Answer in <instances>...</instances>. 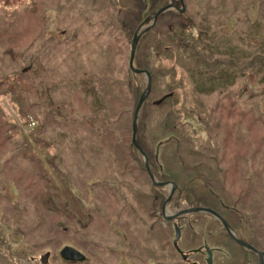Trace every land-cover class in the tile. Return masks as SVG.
I'll return each mask as SVG.
<instances>
[{"label":"rangeland","instance_id":"1","mask_svg":"<svg viewBox=\"0 0 264 264\" xmlns=\"http://www.w3.org/2000/svg\"><path fill=\"white\" fill-rule=\"evenodd\" d=\"M59 1L62 3L61 5ZM26 3L32 6L38 4L37 9L33 12H28L29 7L27 5L19 6L18 9L20 10V14L15 21H13V17H10L9 21H7L4 15L0 13V51L8 54L3 57L7 60H12V64L17 63L20 67L24 65L30 66L27 71L28 75L31 72L30 70L38 72L48 67L50 64H55L54 60H50L46 61L43 67L38 62H33L30 65L31 52L36 49L32 48L31 43L38 46L42 43L44 36L50 34L54 35L55 38H69L78 32L75 29H78L79 34L81 32L85 37L79 40L76 39V41L73 42V46L68 44L64 47L65 50H68L69 46L73 50L80 47V57H76L79 65L75 62V65L79 67L76 74L73 73L70 65H60L55 67H61V71L58 73L59 77H54L57 78V82H49L50 80H45L43 79L44 77L39 78L29 75L30 78H26V82L24 83L21 82L22 86H18L27 94L28 100H33L35 102L31 109L25 110L24 106L20 105V98H18V94L15 93V89L17 88L12 91L8 90V82L5 83V85H0V264H147V259L150 261H157V258L162 256L167 257V261L175 262L173 247L168 245L167 242L164 245L165 247H162V245L160 247L161 242L157 241L156 238L151 239L153 242L146 243V239H140L139 234L136 237H126L125 233L127 229L125 219L129 213L126 212L121 221L117 217H114L116 211L119 210L118 201L121 202V204L124 202L122 194L124 195L126 192L122 184L121 186L116 185L120 180L114 178V175L118 174L119 171L115 170L114 165L99 163V165L95 166L101 169H92V174L86 172L84 175L87 177L80 179V177L77 178V174H72L69 180L68 184L79 200L78 206L81 204L86 213L91 215L87 227L84 226L85 219H82L81 213L73 205V202H77L75 199L69 202L67 201L68 197H64L61 202L66 200L69 205L64 206L62 203L56 202L57 208L47 209L43 205L41 198L46 188L45 185L37 179L33 162L28 159H18L22 150L24 153L28 148H21L18 150L17 147H20L19 143L21 141H18V146L12 145L13 142L10 141L11 139L9 138L6 144V131L9 130L6 128L7 125L5 122L8 121L10 124L16 123L18 130H16L15 133L21 136L24 135L30 141L29 134L34 131V127H36L33 117L36 118L38 114L37 123L40 129L38 135L43 137L45 141L49 140L57 146L60 145L59 147L61 149L60 151L54 146V151L52 150L50 155L47 153V156L54 159V161L59 164L58 167L60 168L70 167L71 169H69V171H73L74 174L80 172L78 167L73 168V159H79L77 156L78 153H82L86 161L88 158H91L92 164L100 159V156L104 155H107L108 159L112 155L120 158L115 165L131 159V156L126 155V153L121 156L118 151H115L111 147L106 149L104 147L105 144L101 146L96 133L84 126L88 124L92 129L96 131L100 130V132L103 129V124L97 117L93 118L96 120L93 121L94 123L88 120V118L84 119L85 116H89L90 118L93 117L92 112L94 111V107L91 108L89 102L92 100V103H94L96 93L92 90L88 80H86L84 84H79L78 74L85 79L86 75L89 73L93 76V79L96 80L98 77L97 74H100L104 67L107 72L105 74H111L112 78L118 77L122 80L120 83L121 87L118 90L111 85L106 87L110 92H107L102 87L98 88V92L102 99L101 101H109V105L112 106V108H109L110 114L107 117H110L113 121L117 119L115 123L116 129L112 125L109 126L115 129L117 136L121 135L126 139L133 137L132 113L134 112L138 99L136 101L134 99V101L131 102L132 93L129 88L131 84H129L127 78L131 76L132 82L139 80L144 83L141 91L137 93L139 98L145 91L146 76L142 72L135 73L129 66L131 41L138 30L141 31L149 27L139 36L135 48V55L141 52L142 60H145H143L144 62H138L135 60L134 56L133 65L137 69L143 68L142 70H146L151 78L152 75L155 74L158 78V72H163L162 79L165 80L163 81L164 85H160L157 90H151L150 86V91L144 101H146L147 98L152 99L160 93L171 89L170 91L173 93L169 98L165 99L164 107L159 110L152 108V114L154 116H160L164 110L167 112L174 107L179 109L181 114L179 119L185 123V127L177 130V139H181L179 138L178 132L182 131L185 135L191 136L194 139L196 143L195 147H198V151H201L202 148L199 147L197 142L207 139L208 135L211 134L210 136H212V133L210 132V134L206 135V132L202 130V122L198 119L199 113L205 114V108L208 106V101L205 100L200 90L208 92L213 86L225 85V79H221L218 74L224 71L222 66L227 64L229 59L237 61L235 64L232 63V67L230 66L229 70L237 68L235 70L242 71L243 77L239 78V80L252 86L255 91H257L256 94L253 95V101L257 110L264 112V66L254 68L249 72V68L246 64L250 63V58L247 55L254 54L256 45L253 46V44L262 43L259 41L261 36L256 35L255 40L253 38L250 39L248 23L238 25L237 31H234L229 22L228 26H226V15H228L231 20L239 17L244 18L242 15L243 13L239 10L241 6H239V4H234V6L230 8L231 11H226L221 14L223 10H220V8L222 7L223 9V6L218 7L217 5L219 3H215V0H211V4L208 0H203L202 3H200L199 0H180V2H174L173 0L167 1L166 5L171 4L174 7L169 9L179 11L180 14H178V16H181L182 20H186L184 21L186 24L187 20H189L188 27L193 33H196L194 37L191 36L190 39L188 37L190 45L188 46L187 44V47L178 43L179 38L177 41H174L172 37L171 39H173V41L169 40L162 43H160L157 38H155V41L150 39L154 37L155 34H158L155 25L156 23H160L159 20L165 19L164 16L157 17L153 21V14H148L144 19L136 20L137 27L134 32H127L125 35V30L128 28L126 19H130V16L129 12H124V7L129 8V4L124 5V0H26ZM258 5L259 3L255 1L250 4L245 2L242 3V7L244 9L246 8L245 11L247 12L248 21L255 25H261L260 28L264 32V19H262V21L258 19L260 16L258 14ZM1 6L0 10H2V12L4 9H8L3 5ZM121 7L124 13H122ZM199 10H204V12L212 14V17L206 15L204 19H199L198 17L194 22H191V13L199 12ZM221 15L224 17L219 18ZM171 16L169 20L174 21L177 19V15ZM102 18H104V23H107L110 19L111 21L116 20L118 22L122 19V23L118 24L117 22V24H115V22H113V24H111L113 28L110 29L107 27L109 31L108 34L106 30L102 32L104 23L102 25L99 23V21L103 22ZM208 24H210V26H207ZM87 26H89L90 29ZM81 27L82 30H80ZM206 27H208V30ZM61 29L68 34L60 33ZM102 41L108 50L106 52L107 57L102 58V61L106 62L105 65V62L97 64L98 58L104 53V49L101 47V45H103ZM48 44L49 40H46L39 50L44 52ZM154 44H156L158 53H153L154 48L151 47L154 46ZM164 45H167L169 48L164 47ZM27 49L28 53L25 54L24 52ZM160 49L162 50V54L160 53ZM198 49L202 50L196 51ZM204 50L214 55L206 56L203 52ZM144 51H150L151 54H154L155 59L153 61L147 60L146 58H148V56ZM260 52L262 53V58H264V50L257 51L258 54ZM117 53L122 57L121 61L119 60L118 62L114 60L115 54ZM218 53L220 55L225 54V59L218 57ZM21 54H25L27 58H21ZM149 58H151V55ZM58 59L59 57H56L55 60L57 61ZM1 61L3 64H0V78L7 75L8 69L13 70V66L5 62V59ZM172 68L174 69V75H169L170 77H168L166 69ZM166 77H168L167 84L170 83V86L166 84ZM37 82L47 84L50 90L39 88L42 85L37 86ZM88 90L91 91L90 94L87 92ZM245 93L248 92L246 91ZM49 95L53 102L46 99V96ZM177 98L180 99L179 105L173 103ZM144 101L140 106L136 119V133L139 128L138 122L142 119L141 113L144 108ZM166 102L168 103L166 104ZM169 103L173 104L169 106ZM48 110H53L57 113L55 116L59 118L58 120L65 123L53 122L48 124L47 120H51ZM119 114L121 116H119ZM52 116L54 117V114H52ZM72 116L80 120V124L82 127H85L87 131L83 133L76 132V134H64L65 131L63 128L69 131L67 127L75 129L77 125V123H68L73 120ZM210 126L212 129L213 125L210 124ZM256 128L257 129L251 134L248 140L249 142H253V136L257 134L260 135L264 132V126H257ZM152 131L153 130H148L146 135L152 133ZM158 135L159 131L157 130L151 137L156 138ZM119 141L120 139L118 142ZM182 143L186 144L187 148L191 150V146L188 143L183 141ZM244 145V140L237 139L232 151L250 154L247 151L241 150V147ZM6 146H8V151L3 153L4 149L7 148ZM13 148L14 151L10 153ZM93 148H96V150ZM229 148L228 146V150L230 151ZM168 149L172 151V153L174 151H176V153L178 152L181 158L180 161L177 160V163L174 164L181 179H183L184 173L180 171L179 167L184 165L187 169L196 165L197 163L192 162L194 159L207 163L208 167L202 164L208 176L219 168L223 169L224 172L227 171L228 174L229 171L232 173L233 170L235 175L242 172L240 167L243 163L242 160L245 157L244 155L239 156L240 159L238 160L226 156V159L221 161L219 159L220 157L216 158L207 154L205 158H200L198 152H193L190 155V160H187V156L181 154L179 148L176 149L172 147ZM44 150L47 151V148H44ZM137 150L139 153L138 157L145 164L143 154L146 155V153L144 149L142 150L140 147V149ZM159 150L161 151V148H159ZM146 157L148 159L147 155ZM84 160L81 159L83 163L81 168H86L88 166L87 163L85 164ZM148 161L154 178H151V174L148 173L147 169L140 173L136 171L134 176L137 182L134 183L137 184L140 189H143L144 192H147V188L149 189L151 186L164 187L165 200L161 202V212L167 220H174L181 215H189L191 212L180 214L176 217L173 216L183 208H187V206L177 201L179 192L177 190V183L173 180L163 181L159 179L155 173H153L152 160L150 161L148 159ZM161 161L163 163L162 158ZM153 167H156V165L154 164ZM209 168L210 170L208 171ZM100 170L103 172V175L96 174V172ZM125 170H128V167ZM63 171L65 170L63 169ZM190 173L193 172L190 171ZM64 177L65 179L69 178V176ZM89 179L94 181L93 184L88 185ZM154 180L161 184H154ZM106 181L109 184H107ZM100 184H102V186L109 185L111 187L114 185V188L117 186L118 189L116 190L115 188V191L119 196H113L108 192L98 191L97 189ZM236 184L238 185V183ZM241 185L239 186L243 189ZM233 191V193L231 189L229 191L231 196L234 195L238 198L236 195L238 190ZM253 195L255 198H258V196L264 198V189L259 187L256 194ZM168 198L169 200H167ZM125 199H129V197L126 195ZM56 200L59 201L60 199L57 198ZM132 201L133 202L128 201L130 206L133 207V205H135V209L138 208V211H140L141 205L139 201L136 200L135 197L132 198ZM135 201H138V203ZM231 202L232 200L229 205H233ZM157 204L158 203H156V205ZM241 204L242 208H248L246 202H241ZM66 207L68 208L66 209ZM240 209V206H238V212L245 214V212ZM257 211L259 212L257 221L264 224V213L260 208ZM145 212H151V210L149 211L148 207H146ZM216 214L228 224V229H225L230 237L234 241L235 239L232 234L239 238L235 223L230 220V222L227 221L219 212H216ZM174 224L178 226L177 222ZM157 227H162V225ZM160 233L163 234L161 231ZM115 234L117 238L113 237ZM164 235L167 236L166 239L174 238L171 234V229L169 231L164 230ZM98 237H100L98 240L99 242H96ZM196 240L197 244L202 242L200 238ZM177 241L180 247H178L179 251L184 252L191 246L190 243L188 246V238H178ZM248 244L255 248L254 245ZM65 245L79 248V250L86 255L87 261L90 262L81 263L76 260L63 259L59 251ZM244 248L255 254L254 264H259L258 254L249 248ZM170 250L172 254H168ZM255 250L263 253L264 264V251L256 248ZM9 252L12 254L11 257L5 255V253ZM244 255L240 256L243 257ZM42 256H45V261L41 260ZM223 260H225L223 254L215 253V264H219Z\"/></svg>","mask_w":264,"mask_h":264},{"label":"trees","instance_id":"2","mask_svg":"<svg viewBox=\"0 0 264 264\" xmlns=\"http://www.w3.org/2000/svg\"><path fill=\"white\" fill-rule=\"evenodd\" d=\"M167 1L168 0H124V5L129 4V8L124 7V12H129L130 16V19H126V21L128 22V28L125 30L124 34L126 35L127 32H134L137 27L136 20H142L145 18L146 15L148 16V14H153L157 9L166 5ZM173 1L180 2V0ZM202 1L203 0H199L200 3H202ZM208 1L210 3L211 0ZM253 1L259 3L258 14L260 16L258 19L262 21V19H264V0H215V3H219L217 5L218 7L223 6V9L222 7L220 8V10H223L221 14L225 13L226 11H231L230 8L234 6V4H239V6H241L239 10L241 11V13H243L242 15L244 18L239 17L231 20L228 15H226V26H228L229 22L234 31H237L238 25L248 23L250 31L249 38H253L255 40L256 35L261 36L259 41L262 43L253 44V46L256 45L254 49V54L247 55L250 58V63H246L249 68V72L254 68L264 66V58H262V53H257V51L264 50V32L260 28L261 25H258L257 23V25H255L248 21V17L246 15L247 12L245 11L246 8L244 9L242 7V3L245 2L250 4ZM59 4L61 5L62 3L59 1ZM1 5L8 8L4 9L3 12L2 10H0V13L4 15L6 20L9 21L10 17H13V21H15L17 20V17L20 14V10L18 9L19 6L27 5V3L26 0H0V7H2ZM27 6L29 7L28 12H33L37 9L38 4L34 6L30 4ZM124 12L122 11V13ZM170 14L173 16L177 15V19H175L174 21L169 20L170 17H172ZM178 14H180V12L177 10L175 11L174 9H169L161 13L158 18L164 16L165 19L159 20L160 23H156L155 27L158 30V34H155V36L150 39L152 41H155V38H157L160 43H162L169 40L173 41V39H171L172 37L174 38V41H177L179 38V44L185 46L188 44L189 46L190 42L188 40V37L190 39V37H194L196 33H193L188 27L189 20H187L186 24L184 22L186 20H182L181 16H178ZM191 14V16L189 15L191 22H194L195 19H197L198 17L199 19H204L206 15L212 17V14L204 12V10H199V12ZM222 17L224 16H219V18ZM102 21L103 22L99 21L100 25L104 23V18H102ZM121 21L122 19L119 22L116 20L111 21V19L108 20L107 23H104V29L102 30V32L106 30V32L109 34L107 27L111 29L113 28V25H111L113 24V22H115V24H117L118 22L119 24L122 23ZM207 26H210V24H208ZM87 27L89 28V26ZM206 28L208 30V27ZM62 29L60 33L68 34L66 31H62ZM75 30H77L78 32L69 38H55L54 35L50 34L44 36L42 43H40V45L38 46L30 42L32 44V48H36L34 51L31 52L30 65L33 62H38L43 67L46 64V61L50 60H54L55 64H50L48 65V67H45L38 72L35 70H30L31 72L29 75H33L34 77L39 78L44 77L43 79L50 80L49 82H57V78L54 77H59L58 73L61 71V67H55L65 64L70 65L71 70L74 74H76V71L79 70V67L75 65V62L79 65L76 57H80V47L76 48L75 50L71 49L70 46L68 50L64 49V47L68 44L73 46V42L76 41V39L79 40L85 37L83 33L80 32L79 34L78 29ZM80 30H82V27L80 28ZM46 40H49V44L48 47L44 50V52H42L39 49L43 46ZM101 47H103L104 53L98 58L97 64H100L101 62L104 63L105 61H102V58L107 57L106 52L108 50L105 47L104 43L103 45H101ZM164 47L169 48L167 45H164ZM151 48H154L153 53H158L156 44H154V46H152ZM201 50L202 49H198L196 51ZM144 52H146V55L148 56V58H146L147 60L153 61L155 59L154 54H151L150 51ZM203 52L206 56L214 55L206 50H204ZM24 53L27 54L28 49ZM160 53L162 54L161 49ZM25 54H21V58L26 59L27 56H25ZM5 55L8 54L6 52L0 51V64H3L1 60L5 59V62H8L10 66H13V70L8 69L7 75L0 78V85H5V83L8 82V90L12 91L17 88L15 89V93H17L18 98H20V105L24 106L25 110L31 109L35 102L33 100H28L27 94L24 93L18 87L19 85L22 86L21 82H26V78H30L27 74L28 68L30 66L24 65L23 67H20L17 63L12 64V60H7L3 57ZM150 55L151 58H149ZM224 55L225 54H217V56L221 57L222 59H225ZM56 57H59L57 61L55 60ZM121 58L122 57H120L117 53L115 54L114 60L118 62L119 60L121 61ZM135 60H137L138 62H144L143 60L145 59L142 60V54L140 52L135 55ZM236 62L237 61H235L234 59H229L227 61V64H224V66H222L224 71L218 74L221 79H225V85L213 86L211 87V90H208V92L200 90V93L205 97V100L208 101V106L205 108V114L199 113L198 119L200 120V122H202V130L206 132V135L210 134V132L212 133V136H210V134L208 135L207 139H203V141L197 142L199 144V147L202 148L201 151H198V147H195L196 143L194 142V139L191 136L185 135L182 131L178 132L179 138L181 139H177V130L179 128L185 127V123L179 119V117L181 116L179 109L174 107L169 109L167 112H165L164 110V112H162V115L160 116H154L152 114V108H156L157 110H159L164 107L165 99L169 98L173 93L172 91H170L171 89L160 93L158 96L153 97L152 99L147 98L146 101H144V108L141 113L142 119L140 120V122H138L139 128L137 129L136 140L141 149H144V152L148 156V159L150 161L152 160L151 164L152 170H154L153 173H155V175L163 181L173 180L177 183V190L179 191L178 194L180 193L177 197L178 202L182 203L187 207L200 206L208 209L210 208L216 212H219L227 221L230 220L235 223L238 237L241 240L254 245V247L258 250L264 251V224L262 222L259 223L257 221L259 214L257 210H259L260 208L261 211L264 213V198H260L259 196L258 198H255V196L253 195L256 194V191L259 187L264 189V132H262V134L260 135L257 134L258 136H253V142L248 141L253 131L257 129V126H264V112L257 110L254 104L253 95L256 94L257 91H255L252 86H249L248 84L239 80V78L243 77L242 71L235 70L237 68L234 67V70H229V67H232V63L235 64ZM105 64L106 62L104 63V65ZM105 73L107 72L103 67L100 74H97L98 77L96 80H94L93 76L89 73L86 75L85 79H83L82 76L78 74L79 84H84L85 81L88 80L91 84L92 90L96 93L94 103H92V100L89 102L91 108L94 107V111L92 112L93 117L90 118L89 116H85L84 119L88 118V120L94 123L93 121L96 120H94L93 118L97 117V119L103 124V129L101 132L100 130L96 131L92 129L88 124L84 125L83 121L82 123L85 127L89 128L90 130L96 133L101 146L105 144L104 147L106 149H109L111 147L115 151H118L121 156L124 153H126V155L128 156H131V159L127 161H123L115 165L120 158L112 155L108 159L107 155H104L100 156V159H98L96 162H94V164H92L91 158H88V160L86 161L84 160L83 154L78 153L77 156L79 157V159H73V168L78 167L80 172H76L74 174L73 171H69V169H71L70 167L60 168L58 167L59 164L56 163L54 159L49 158L47 156V153L50 155V153H52V150L54 151V146L57 147V149H59L60 151L61 149L59 147L60 145L57 146L55 143H52L49 140L45 141L43 137L38 135V132L40 130L37 123L38 114L36 115V118L33 117L36 127H34V131L30 132L29 134L30 141L24 135L21 136L15 133V131L18 130V126L16 123L10 124L8 121L5 122L7 125L6 128L9 130L6 131V144L9 141V138L11 139L10 141L13 142L12 145L18 146L20 144V147H17L18 150H20L21 148H28V150H25L24 153L22 150V153L18 159H28L33 162L37 179L45 185L46 189L42 193L41 197L43 205L50 210L57 208V203H62L64 206L69 205L66 200H63L61 202L62 198L64 197H68L67 201L69 202L72 201V199H75L77 202H73V205L81 213L82 219H85L84 226L87 227L88 222L91 219V215L86 213L81 204L80 206H78L79 200L77 199V196L75 195L74 191L68 183L70 178L72 177V174H77V178L80 177V179H83L87 177L84 175L86 172H90V174H92V169H101L99 167L97 168V166L95 165H99V163H108L110 165H114L115 170H119L118 174L114 175V178L120 180L121 183L118 182L116 185L121 186L122 184L126 190L124 195L122 194V199L124 200V202H122L121 204V202L118 201L119 210L116 211V213L114 214V217H117L121 221L124 218V214L126 212L129 213V215L125 219L127 229V232L125 233L126 237H136L139 234V238L146 239V243H151L153 242L151 239L156 238L157 241L161 242L160 247L161 245L162 247H165L164 245L166 244V242L168 243V245H171L173 247L174 258L176 260V263L173 261H167V257L162 256L157 258V261H150L149 259H147V264H207L206 247H209L211 251H213V264H215V253L223 254L225 257V260H223L219 264H254L255 254L236 243L226 232V229L222 225V223L218 219H216L212 214L208 212H193L189 215H181L174 220H167L166 218H164L161 212V202L165 200L163 196L165 194L163 189L164 187L151 186L149 189L147 188V192H144L143 189H140L138 185L134 183L137 182L134 173H136V171L140 173L143 170H146V167L144 162H142L141 159L138 157L139 153L137 148L132 143V137L126 139L121 135L117 136V133L115 131V123L117 122V119H114L113 121L112 119H110V117H107L110 114L109 108H112V106L109 105V101H101L102 99L100 98L98 88L102 87L107 92H110V90L106 87L112 85L115 87V89L118 90L121 87L120 83L122 82V80L118 77L112 78L111 74L109 75ZM163 74V72H158V78L156 74L152 75L151 90H157L159 86L163 84V81L165 80L162 79ZM166 74L168 77H170L169 75H174V69H166ZM168 77H166V84ZM127 81L129 82V84H131L129 86L132 93L131 102H133L134 99L136 101L138 99L137 93L141 91L144 83L139 80L132 82L131 76L127 78ZM169 84L170 83H168L167 86H170ZM36 85H42L39 88L50 90L47 84L37 82ZM246 91L248 93H245ZM87 92L89 94L91 93L90 90H88ZM46 97V99L52 101L50 99V95ZM167 103L168 102H166V104ZM173 103L179 105L180 99L177 98L176 101H174ZM173 103H169V106H171V104ZM48 113L49 118L51 119L49 120L47 118L48 124H51L53 122H60L62 124L65 123L63 121L58 120L59 118L55 116V114L57 113H55L53 110H48ZM52 114H54V117L52 116ZM119 116L121 115L119 114ZM72 118L73 120L68 123H77V125L75 126V129L67 127V129L71 132L66 131L65 128H63L65 131L64 134H76V132L83 133L87 131V129L85 127H82V125L80 124V120H78L74 116H72ZM210 124L213 125L212 129ZM109 125L114 126L115 129L113 128V130ZM148 130L153 131L152 133L146 135V132ZM157 130L159 131V135L156 138L151 137L152 134L155 133ZM119 139L120 141L118 142ZM237 139L244 140L245 145L241 147V150L247 151L250 154L240 151H232L233 147H235V141ZM18 141L21 142L18 144ZM182 141L188 143L191 146L190 149L192 151L189 150L187 148V145L183 144ZM228 146L230 147V151L228 150ZM6 147L7 148L4 147L5 149L3 153L8 151V146ZM172 147L176 149L179 148L180 153L187 156V160H190V155L193 152H198L200 154V158H205V155L207 154L216 158L220 157L219 159L221 161L225 160L226 156L232 157L234 160H238L240 159L239 156L244 155L245 157L243 158V163L241 162L242 165L240 167L242 169V172L240 174L235 175L234 170L232 173L228 170L230 174L229 175L227 171L224 172L223 169L219 168L208 176L207 171L203 166V164L207 165V163L200 162L198 159H194V161L192 162L197 163L196 165H193L187 169L184 165H181L179 167L180 171L184 173L182 177L183 179H181V177L178 175V170H176V166H174V164L177 163V160L180 161L181 158L179 157L178 152L176 153V151H174L172 153V151L168 149ZM44 148H47V151H45ZM159 148H161V151L159 150ZM93 149L96 150V148ZM13 151L14 148L11 150L10 153H12ZM161 158L163 159V163L161 161ZM81 159L85 161V164H88L86 168H81L83 166ZM153 163L156 165V167H153ZM127 167L128 170H125ZM63 169L65 171H63ZM209 170L210 168L208 169V171ZM190 171L193 173H190ZM96 174L103 175V172L100 170L96 172ZM64 176H69V178L65 179ZM93 182V180L89 179L88 185L93 184ZM236 183H238V185ZM239 185H241L243 189ZM117 186L115 187L116 190L118 189ZM115 188L114 185L111 187L109 185L102 186V184H100L97 190L101 192H108L113 196H119V194L115 191ZM230 189L232 193L234 192L233 190H238L236 192L238 198H236L234 195L231 196V194L229 193ZM126 195L129 197V199H125ZM134 197L136 200L139 201V204L141 205V210L139 209L140 211H138V208L135 209V205L131 207L128 202H133L132 198ZM57 198H59L60 200L57 201ZM231 200V204L233 205H229ZM138 201L135 202L138 203ZM156 201H158L157 205ZM241 202H246L248 208H242ZM238 206H240V210L245 212V214H241L240 212H238ZM68 207H66V209ZM146 207H148L149 211L151 210V212H145ZM238 214L241 216H239ZM175 222L178 223V227L180 229L179 239L188 238V246L189 243L191 245L184 252L179 251L177 244L178 241L174 244V238L176 235L174 224ZM161 225L162 227H157ZM163 229L166 231H169L171 229V234L174 236V238L166 239L167 236L164 235ZM160 231L163 234H161ZM113 237L117 238L116 234ZM197 238H200L202 244H197ZM99 239L100 237L97 238L96 242H99ZM76 249L79 250V248ZM168 254H172L171 250L168 252ZM5 255L7 257L12 256L10 252L5 253ZM240 255L244 256L241 257ZM79 262L82 263L90 261H87L85 255V259Z\"/></svg>","mask_w":264,"mask_h":264},{"label":"water","instance_id":"3","mask_svg":"<svg viewBox=\"0 0 264 264\" xmlns=\"http://www.w3.org/2000/svg\"><path fill=\"white\" fill-rule=\"evenodd\" d=\"M173 7V5L171 4H167L164 5L162 7H160L159 9H157L153 15H152V20L154 21L161 13H163L164 11L168 10L169 8ZM146 22V21H145ZM149 27L144 28V30H138L137 33H135V35L133 36V39L131 41V50H130V57H129V66L130 68L135 72V73H144L146 76V86H145V91L139 96L138 101H137V105L134 109L133 112V128H132V142L134 144V146L137 149H140V146L138 145V143L136 142V119L138 116V112L140 109V106L142 104V102L144 101L145 97L147 96V94L150 91V86H151V76L149 75V73L146 70H142V69H137L134 65H133V61H134V56H135V48L138 42V38L139 36L143 33V31H145L146 29H148ZM144 155V161H145V167L148 171L149 174H151V178H154L151 172V169L149 167V161L146 157L145 154ZM154 184L159 185L161 183L156 182L155 180L153 181ZM175 185V184H174ZM172 192V191H171ZM169 200V198L167 199ZM166 203V202H165ZM204 211H208V213L212 214L213 216H215V218H217L222 225L228 229V224L226 223V221L222 218L218 217V214H216V212H214L212 209H206L203 207H187V208H183L181 211L177 212L176 214H174L173 216H179L180 214H184V213H189V212H204ZM175 238H174V244L176 243L177 239L179 238L180 235V230L178 226H175ZM232 236L234 237L235 241L237 243H239L240 245L251 249L252 251L256 252L258 254L259 257V264H263V253L260 251H256L255 248H253L251 245H249L248 243H245L243 240H241L240 238H237L234 234H232ZM206 252H207V256H206V263L207 264H213V260H212V251L209 247H206ZM59 254L61 255V257L65 258V259H71V260H76V261H83L85 259V255L78 249H76L75 247L69 246V245H65L63 246L60 251ZM45 256L41 257L42 261H45Z\"/></svg>","mask_w":264,"mask_h":264},{"label":"bare ground","instance_id":"4","mask_svg":"<svg viewBox=\"0 0 264 264\" xmlns=\"http://www.w3.org/2000/svg\"><path fill=\"white\" fill-rule=\"evenodd\" d=\"M172 8V7H171ZM174 8V7H173ZM177 185V184H176ZM178 186V185H177ZM180 194V193H179ZM178 194V195H179ZM164 196V195H163ZM160 198V197H159ZM165 198V197H164ZM157 203H158V201H156ZM227 210V209H226ZM230 210V209H229ZM165 211H166V209H165ZM169 211V210H168ZM170 213V212H169ZM242 214V213H241ZM239 215V214H238ZM195 216V215H194ZM239 216H241V215H239ZM243 216V215H242ZM183 219V218H182ZM188 219V218H187ZM191 221V220H190ZM191 223V222H190ZM181 224V223H180ZM232 228V227H231ZM181 235H182V233H181ZM226 246V245H225ZM179 247V246H178ZM180 248V247H179ZM177 249V248H176ZM223 249V248H222ZM227 251V250H226ZM179 252V251H178ZM213 252V251H212Z\"/></svg>","mask_w":264,"mask_h":264}]
</instances>
